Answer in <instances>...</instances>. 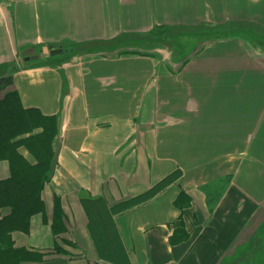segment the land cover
I'll return each mask as SVG.
<instances>
[{"label":"crops","instance_id":"0c3cea01","mask_svg":"<svg viewBox=\"0 0 264 264\" xmlns=\"http://www.w3.org/2000/svg\"><path fill=\"white\" fill-rule=\"evenodd\" d=\"M251 33L264 39V0H0V78L23 108L58 120L44 213L12 234L15 247L43 264H251L264 253V41ZM175 171L147 202L119 207ZM95 201L119 261L100 253Z\"/></svg>","mask_w":264,"mask_h":264},{"label":"trees","instance_id":"16d2710c","mask_svg":"<svg viewBox=\"0 0 264 264\" xmlns=\"http://www.w3.org/2000/svg\"><path fill=\"white\" fill-rule=\"evenodd\" d=\"M58 135V120L55 116H44L37 109L22 107L17 92L13 89L12 77L0 78V162H6L9 176L0 180V264H43V255L16 248L12 240L14 232H29L32 217L44 213L42 192L49 182L54 166L55 153L53 143ZM24 149L33 162L29 163L19 152ZM175 171L144 194L126 201L121 209L147 202L164 188L180 178ZM185 203L180 193L175 205ZM187 205V204H186ZM96 218L103 220L105 230L113 240L116 253L104 254V257L119 261L122 258L115 239L109 230L108 220L99 201L91 203ZM65 218L59 200L54 198L50 229L57 237L66 232ZM71 246L68 241H63ZM57 254L67 255L65 251L54 247Z\"/></svg>","mask_w":264,"mask_h":264},{"label":"rangeland","instance_id":"374dc122","mask_svg":"<svg viewBox=\"0 0 264 264\" xmlns=\"http://www.w3.org/2000/svg\"><path fill=\"white\" fill-rule=\"evenodd\" d=\"M251 36L255 39H260L259 37L253 35L252 33H251ZM260 40L264 41V39H260ZM124 52H128V51H124ZM93 214H94L93 215L94 216L93 223L95 226V228H93V230L95 231V234L97 236V240L100 242L99 245H100L102 252L104 254H109L112 252L116 253L115 244L113 243V240L111 239V237L107 233V230H105V225H104L103 220H101V221L98 220L95 216L94 211H93ZM101 234L104 237H102ZM245 256H246L245 254H240L239 260H242V261L245 260ZM253 258H255V261L252 260L251 264H264V253H260V254L255 253V255H253ZM255 262H257V263H255Z\"/></svg>","mask_w":264,"mask_h":264},{"label":"water","instance_id":"95a60500","mask_svg":"<svg viewBox=\"0 0 264 264\" xmlns=\"http://www.w3.org/2000/svg\"><path fill=\"white\" fill-rule=\"evenodd\" d=\"M43 53H44L45 55L48 54L49 56L54 57V56L62 55V54H63V50H61V49H54V50H50V51L43 50Z\"/></svg>","mask_w":264,"mask_h":264}]
</instances>
